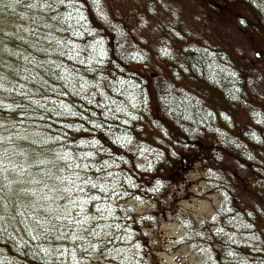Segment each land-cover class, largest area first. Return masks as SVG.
Returning a JSON list of instances; mask_svg holds the SVG:
<instances>
[{
	"label": "trees",
	"instance_id": "obj_1",
	"mask_svg": "<svg viewBox=\"0 0 264 264\" xmlns=\"http://www.w3.org/2000/svg\"><path fill=\"white\" fill-rule=\"evenodd\" d=\"M262 31L264 0H0V264H156L126 200L181 157L220 199L169 210L195 264H264Z\"/></svg>",
	"mask_w": 264,
	"mask_h": 264
},
{
	"label": "rangeland",
	"instance_id": "obj_2",
	"mask_svg": "<svg viewBox=\"0 0 264 264\" xmlns=\"http://www.w3.org/2000/svg\"><path fill=\"white\" fill-rule=\"evenodd\" d=\"M262 34L263 37L256 36L261 43L260 46L264 44V31ZM255 51L257 54H254ZM259 53H263L261 48L254 49L255 56ZM181 162L180 167L176 168L171 164L164 174L159 172V175L164 176H157L161 180L162 178L169 180L168 183L159 187V190L171 189L165 193L166 204L160 205L157 197L152 195L149 198L126 200V203L132 205L136 214L148 213L149 222L141 221V229L143 237L147 238L146 257L150 263L195 264L199 261L201 256L181 241L184 232L171 212H178L193 220H206L210 218L220 201L219 194L209 191L204 183L202 167L196 162H187L183 157H181ZM102 257L105 256L94 255L92 264H99Z\"/></svg>",
	"mask_w": 264,
	"mask_h": 264
},
{
	"label": "water",
	"instance_id": "obj_3",
	"mask_svg": "<svg viewBox=\"0 0 264 264\" xmlns=\"http://www.w3.org/2000/svg\"><path fill=\"white\" fill-rule=\"evenodd\" d=\"M254 54H257V52L255 51Z\"/></svg>",
	"mask_w": 264,
	"mask_h": 264
}]
</instances>
